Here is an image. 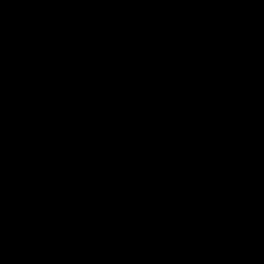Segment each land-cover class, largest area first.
<instances>
[{
    "label": "water",
    "instance_id": "95a60500",
    "mask_svg": "<svg viewBox=\"0 0 264 264\" xmlns=\"http://www.w3.org/2000/svg\"><path fill=\"white\" fill-rule=\"evenodd\" d=\"M0 264H264V0H0Z\"/></svg>",
    "mask_w": 264,
    "mask_h": 264
}]
</instances>
